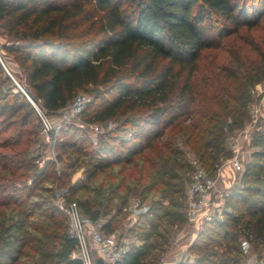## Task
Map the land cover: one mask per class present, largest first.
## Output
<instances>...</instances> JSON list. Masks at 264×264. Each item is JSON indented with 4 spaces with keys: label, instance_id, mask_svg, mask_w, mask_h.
I'll list each match as a JSON object with an SVG mask.
<instances>
[{
    "label": "trees",
    "instance_id": "1",
    "mask_svg": "<svg viewBox=\"0 0 264 264\" xmlns=\"http://www.w3.org/2000/svg\"><path fill=\"white\" fill-rule=\"evenodd\" d=\"M255 27L264 30V0H0V36L7 38L0 42V59L6 66L5 56L12 58L20 69L17 78L25 93L48 114L55 115L78 91L90 87L92 98L79 115L81 121L100 126L113 123L101 133L103 142L97 148L92 146L86 131L72 124L60 127L55 139V147L60 151L57 159L61 153L85 157L80 165L81 177L67 189L69 195H74L85 189L87 182L98 173L129 165L135 158L146 155L165 136L167 129L181 120L190 122L188 140L193 136L197 139L198 161L214 175L221 163L218 160L224 151L226 132L241 127L247 117V84L258 83L263 77L258 70V73L243 70L241 63L235 69L224 67L226 80L241 75L246 88L244 85L232 92L224 85H217L220 98L214 95L212 102L202 106L195 105L191 78L203 50L219 47L225 38L237 35L241 28ZM247 43L254 46L264 61V39L260 44ZM9 82L0 62V130L6 132L18 126L0 142L1 147L20 141L31 116L38 123L40 134L42 130L41 121L25 93L13 84L8 85ZM193 116L198 119L192 120ZM126 129L127 136L123 134ZM67 130L70 136L77 137L64 138ZM254 135L251 145L260 149L248 155L242 185L228 197V209L201 221L188 248L193 260L179 264H237L232 253H238L239 237L253 245L264 243V133ZM169 151L177 154L171 148ZM231 155L228 151L225 157ZM159 160V156L148 157L156 174L177 178L167 166L168 158L164 163ZM0 164L11 174L22 167L1 152ZM45 175L42 171L32 180L30 191ZM60 178L70 182V172L63 171ZM159 182L147 184L146 192L150 193ZM8 184L0 186V191L8 192L7 197L15 196L14 204H25L30 193L22 198L21 191L27 186ZM184 188L180 201L161 191L159 201L147 210L144 223L146 226L159 220L161 235L154 239L146 233L140 238L142 243L130 245L116 264H149L145 259L148 247L160 254L170 233L186 221ZM73 201L80 214L91 222L107 213L93 209L88 201ZM164 203L168 206L165 211L155 219L150 218ZM29 206L36 208L37 204L29 202ZM31 212L20 214L26 213L29 217ZM57 212L53 208L50 217ZM113 220L114 215L103 221L105 232L115 230ZM24 223L16 219L0 225V264L19 263L25 248L33 241L39 243L27 232L14 237L13 243L4 238L10 234L12 237L11 230L22 229ZM29 227L37 233L44 230L43 226ZM52 237L57 245L55 253H49L56 260L52 264H81L74 256L76 241L68 237L66 224L65 233Z\"/></svg>",
    "mask_w": 264,
    "mask_h": 264
},
{
    "label": "rangeland",
    "instance_id": "2",
    "mask_svg": "<svg viewBox=\"0 0 264 264\" xmlns=\"http://www.w3.org/2000/svg\"><path fill=\"white\" fill-rule=\"evenodd\" d=\"M6 39L0 36V42H4ZM262 39H264V30L261 27L241 28L237 35L225 38L219 47L203 50L197 61V69L191 78L193 93L196 97L195 105L202 106L206 102H212L211 97L214 95L220 98L221 94L216 90L217 85H224L226 89L232 92H235L239 87L244 88V85L246 88L245 81L240 78L241 75L238 78L226 80L223 76L224 67L235 69L237 63H241L243 70L247 69L250 72H257L258 70L259 75L263 77L258 83L247 84V117L243 119L242 126L226 132L227 136L223 142L224 151L220 153L218 160L221 162L220 165L226 159H229L225 157L228 151L233 155L232 143L240 135V131L246 129L247 135L246 137L240 136L238 143L241 171L230 170L226 177L228 185L220 183L218 186V201L213 202V213L216 215H221L224 210L228 209V197L231 193L238 191L242 185V172L248 155L252 151L260 149L259 146H252L251 140L255 138L254 134L256 132L264 133V71L262 70L264 69V61L254 50V46L247 42L252 41V43L260 44ZM5 63L8 68L3 63V70L7 75H10L8 76L11 80L8 85L13 84L17 89H19L17 86L19 85L24 91L17 78L20 76V69L17 64L10 56H5ZM15 75L17 76L15 77ZM91 90L88 87L86 90L78 91L77 94L84 95L88 103L92 98ZM52 116L57 119V115ZM194 119H198V116H193L192 120ZM67 124H72L86 131L88 139L95 148L99 147L103 142L100 138L101 133L113 126V123H107L106 125H101L96 131L93 128L94 124H85L80 117ZM189 124L190 122L188 121H178L167 129L165 136L146 155L135 158L134 162L129 165L114 166L98 173L87 182L85 189L77 191L74 195H69L68 186L81 177L82 168L80 165L85 157L81 154L61 153L60 159H57L56 154L60 151L55 147V141L52 145L45 142L38 131V123L31 116L17 144L6 147L0 146L1 153L13 158L17 165L22 166L11 174L9 170L1 167L0 164V186H6L7 183L10 185L11 182L17 187L26 185L27 189L21 191V197L24 198L30 193L27 196V202L18 205L14 204L15 196L7 197L8 192L0 191V225H7L11 220L16 219L25 222L22 229L16 230L13 228L11 230L14 233L13 238L9 237L11 234L4 236V238L13 243L14 237L19 238L22 232H27V234L39 241V243L33 241L32 244H29L30 247L25 248L24 255L21 256L17 264H52L56 261L52 254L51 256L49 255V253L54 254L57 249L56 241L52 236L58 233H65V210L68 203L73 200L88 201L93 209H98L101 213L107 212L106 215L98 219L102 222L114 215V229L119 231L120 234L122 233L124 237L130 236L131 239L128 241L131 245L142 243L140 238L144 237L146 233L152 234L153 238L157 239L162 233L161 228L158 227L160 222L155 220L153 224L145 226L147 210L150 206H155L154 203L156 201H159L162 190H165L169 197L171 196L175 200L180 201L182 190L189 181L194 169L193 160H198L195 154V147L198 145L197 139L193 136L188 140V134L190 133ZM15 129H18V126H12L6 132H1L0 130V142L12 135L16 131ZM127 133L128 129L123 132L125 136H127ZM70 134V130H67L63 137H69V139L77 137V135L70 136ZM169 148L176 151L177 154H171ZM149 156L151 158L159 156V161L162 160V163L168 158L166 161L167 166L177 178L170 179L168 174L157 175L156 171L151 167V163L148 162ZM49 162H52V165H49ZM180 164L184 165V167L179 168ZM68 165H72V167L67 168ZM42 171L46 172L45 177L30 191L32 180ZM63 171L65 173L67 171L70 172V182H65L67 178L64 179L65 181L61 178L58 179ZM154 180L160 182L150 193H147L145 186ZM124 199H126V203L123 202ZM134 201H140V203L135 215L131 216ZM29 202L33 203V205L37 204V207L34 208L35 206H33V208H30ZM166 207L168 206L164 203L163 208L158 210L156 214L153 213L154 215L150 216V218L155 219L158 214L165 211ZM53 208L59 212L50 217ZM29 210H33L31 212L32 215L29 217L25 216L26 213L20 214L21 211ZM81 218L84 223L90 224L89 218L82 213ZM30 225L43 226L44 230L37 233L29 227ZM131 230L133 233H130ZM136 232H138L139 236L136 235ZM41 233H46L50 237L45 234L42 236ZM238 240V253H232V257L238 261L237 264H255L261 256H264V243L249 244L241 237ZM146 243L148 244L149 242L147 241ZM36 247H40L41 251ZM146 251L145 259L149 264H160L157 251L149 249V247L146 248ZM74 256H76L75 252Z\"/></svg>",
    "mask_w": 264,
    "mask_h": 264
},
{
    "label": "built area",
    "instance_id": "3",
    "mask_svg": "<svg viewBox=\"0 0 264 264\" xmlns=\"http://www.w3.org/2000/svg\"><path fill=\"white\" fill-rule=\"evenodd\" d=\"M25 95L33 105L41 121L42 138H44L46 143L51 145L54 143L60 127L79 118L80 113L87 104V98L82 94H77L66 107L56 112L57 119H55L39 104H36L26 93ZM108 123L111 124L112 122ZM99 127L100 125L98 124L93 125L96 131H98ZM242 135L246 137V129L241 130L240 135L234 139L232 143L233 155L218 166L214 175L209 174L197 159L193 160L194 169L189 181L185 185L183 196L188 220L195 217H200L201 221L208 220L214 214L212 200L213 195L218 192L217 189L220 181H222L223 168L229 166L235 172L241 171L238 143ZM138 207L139 202L134 201L131 216L135 215ZM65 214L66 232L69 238L76 241V257L80 260L81 264H94V253L101 256L106 263L116 264L131 245L119 231L112 230L105 232L102 228L103 222L100 220L91 222L89 225L84 223L75 201L68 203ZM255 264H264V256H261Z\"/></svg>",
    "mask_w": 264,
    "mask_h": 264
},
{
    "label": "crops",
    "instance_id": "4",
    "mask_svg": "<svg viewBox=\"0 0 264 264\" xmlns=\"http://www.w3.org/2000/svg\"><path fill=\"white\" fill-rule=\"evenodd\" d=\"M232 169L229 166L223 168V178L220 183L226 184V177L229 171ZM219 183V184H220ZM219 186V185H218ZM218 190V189H217ZM219 194L213 195V202L218 201ZM187 216V214H186ZM201 218L195 217L186 221L181 228H175L171 234V237L168 239L166 245L163 247V250L159 254V263L160 264H179L183 262H191L194 256L189 252V246L194 240L197 231L200 228ZM127 240H130V236H125Z\"/></svg>",
    "mask_w": 264,
    "mask_h": 264
},
{
    "label": "water",
    "instance_id": "5",
    "mask_svg": "<svg viewBox=\"0 0 264 264\" xmlns=\"http://www.w3.org/2000/svg\"><path fill=\"white\" fill-rule=\"evenodd\" d=\"M0 62H1V64L3 65L1 59H0ZM8 75H9V74H8ZM9 76H10V75H9ZM17 86H18L19 89H20V86H19V85H17ZM93 262H94V264H108V263H106V262L102 259V257L99 256L97 253H94V254H93Z\"/></svg>",
    "mask_w": 264,
    "mask_h": 264
}]
</instances>
